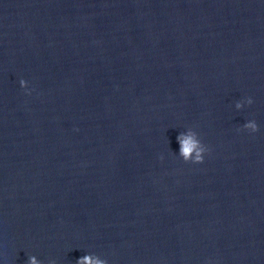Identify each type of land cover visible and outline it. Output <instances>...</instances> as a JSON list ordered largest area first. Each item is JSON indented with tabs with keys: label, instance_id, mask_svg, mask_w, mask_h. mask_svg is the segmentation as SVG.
<instances>
[{
	"label": "water",
	"instance_id": "water-1",
	"mask_svg": "<svg viewBox=\"0 0 264 264\" xmlns=\"http://www.w3.org/2000/svg\"><path fill=\"white\" fill-rule=\"evenodd\" d=\"M86 254L264 264V0H0V264Z\"/></svg>",
	"mask_w": 264,
	"mask_h": 264
},
{
	"label": "clouds",
	"instance_id": "clouds-1",
	"mask_svg": "<svg viewBox=\"0 0 264 264\" xmlns=\"http://www.w3.org/2000/svg\"><path fill=\"white\" fill-rule=\"evenodd\" d=\"M19 83L22 88L26 87V82L24 80L21 79ZM252 103V98L248 97L242 102H237L235 108L241 109L244 104L251 105ZM242 127L251 133L258 131V125L254 120L244 123ZM176 139L179 144L178 156L182 158L184 162L190 161L194 164L203 162L204 154L208 151V148L201 142L198 134L194 130L189 128L186 132L179 133ZM27 264H41V261L35 256H29ZM49 264H56V262L50 260ZM76 264H107V261L94 254H86L80 257L76 261Z\"/></svg>",
	"mask_w": 264,
	"mask_h": 264
}]
</instances>
